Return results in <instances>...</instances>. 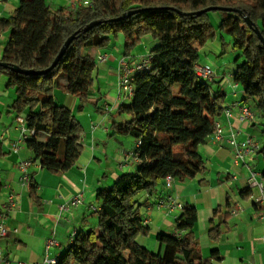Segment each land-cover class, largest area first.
<instances>
[{
  "label": "trees",
  "instance_id": "1",
  "mask_svg": "<svg viewBox=\"0 0 264 264\" xmlns=\"http://www.w3.org/2000/svg\"><path fill=\"white\" fill-rule=\"evenodd\" d=\"M207 8L211 10L204 11ZM131 10L136 12L123 17ZM212 13L219 15L216 29ZM93 21L100 22L87 28ZM255 29L264 39V0H91L89 6L74 11L51 9L46 0H19L9 16L0 17V35L8 32L0 58L6 66H0V76H7L8 87L15 90L11 105L15 116L24 114L27 128L33 131L24 141L27 148L52 174L72 168L82 153L83 133L72 111L54 101V88L86 101L92 96L96 65L88 48H106L122 34L123 54L130 56L143 37L157 41L147 66L132 76L129 102L118 106L117 113L127 114L128 120L118 122L113 116L110 121L112 135L139 141L133 151L137 166L96 192L97 231L77 230L56 264H213L221 260L217 250L202 256L193 231L196 211L187 205L176 217L177 233H157L162 251L148 250L138 242L149 228L139 215L136 197L143 191L152 195L164 186L166 175L184 181L206 171L198 148L213 133L224 96L196 74L195 65L199 48L219 32L230 35L237 53L233 81L242 88L244 99L255 100L253 108L262 119L259 150L264 161V43ZM72 35L51 70L25 74L14 69H47ZM96 110L100 109L96 106ZM28 185L35 200L33 179ZM240 195L249 198L247 189ZM227 214L217 207L213 218L225 219ZM213 218L207 234L216 242L222 230Z\"/></svg>",
  "mask_w": 264,
  "mask_h": 264
},
{
  "label": "crops",
  "instance_id": "2",
  "mask_svg": "<svg viewBox=\"0 0 264 264\" xmlns=\"http://www.w3.org/2000/svg\"><path fill=\"white\" fill-rule=\"evenodd\" d=\"M49 1L55 4L56 8H68V0ZM18 4L19 0H2L0 17L9 16ZM210 20L216 29L219 15L210 14ZM7 39L8 32L0 35V58ZM154 42L150 36L143 37L130 56L123 54L122 34L106 48H91L90 54L94 57L96 65L92 73V96L89 97V102L94 103L95 108L97 106V109H100L99 112L94 110L90 103L86 106L80 103L76 96L54 88V101L70 109L83 127L82 153L67 172L52 174L42 168L26 143L20 140V131L15 125L16 116L11 108L15 90L8 87L7 76H0V206L7 203L10 196L16 201L14 208L4 211V223L10 232L6 237L0 238L7 264L42 262L46 254L48 257H58L70 243L69 235L74 228L97 231V222L93 216L96 213L89 209L90 205H99L95 198L96 192L107 188L121 173L133 171L137 166V161L132 156L136 140L131 136L112 135L110 129L113 116L118 122L129 118L127 114L117 113L118 106L130 100L118 96L119 61L124 57L135 62L137 58L150 53L153 47L150 44ZM220 43H225L231 52H235L231 39L219 32L208 46L202 47L208 58L201 62L202 66L213 70L215 78L211 82L212 87L214 90H220L224 96L223 111L216 121L225 130L238 131L239 139L252 136L261 147V130L259 137L253 132L255 129L259 130L258 126L262 123L258 112L253 108L255 100L244 99L240 85L233 87L234 71L226 72L223 57L216 60L209 58L212 51L218 56L216 47L220 46ZM100 53L108 55L105 62L96 60ZM235 54L237 57L236 52ZM234 65L235 70L237 63ZM60 82H63V79H60ZM236 104H245L255 109L256 120L239 122L235 116L238 112ZM80 105L86 110H78ZM224 109H230L233 116L227 117ZM14 143L18 144L16 151L12 149ZM198 151L205 162L204 174L186 178L184 181L174 179L170 189L161 186L152 195L143 191L136 197L141 204L139 215L149 228L148 235L143 237L144 241L138 242L146 248L152 247L153 252H161L162 246L156 240L157 233L178 232L175 220L179 211L157 209L154 204L160 196H172L195 209L196 222L193 231L199 240L203 257L209 256L212 250H217L221 260H215L213 264H264V206L255 203L260 191L256 186H248V169L242 164L234 163L229 146L214 143L210 136L199 146ZM258 153L262 155L260 150L257 151L250 165L256 172V180L264 186V161L263 156L261 159ZM24 160L31 162L28 175L35 182V200L30 195L28 183L24 184L21 180L18 164ZM258 164L261 165L260 170L256 166ZM242 189H247L249 198L240 195ZM79 191H83L84 203L68 212H60L59 205ZM217 207L221 208L222 215L228 213L227 218H213ZM212 218L214 224L220 223L222 230V237L216 242L210 241L207 234L212 227ZM52 235L58 244L46 252L45 240Z\"/></svg>",
  "mask_w": 264,
  "mask_h": 264
},
{
  "label": "built area",
  "instance_id": "3",
  "mask_svg": "<svg viewBox=\"0 0 264 264\" xmlns=\"http://www.w3.org/2000/svg\"><path fill=\"white\" fill-rule=\"evenodd\" d=\"M2 0H0V3ZM68 8L69 11H74L79 6H89L91 4V0H68ZM108 58L106 53H100L96 57L98 62H105ZM150 59V55L147 54L145 56H141L137 58L135 62H131L127 58H121L119 61V72H118V96L122 98H130L133 92V84H132V76L136 71H139L145 68L148 64ZM195 72L196 74L201 77L202 79L212 82L214 80V72L209 67L201 66L196 64L195 65ZM238 85L235 83L233 85L236 88ZM238 107V112L235 115L236 119L239 122H253L256 120V113L255 111L248 105L245 104H236ZM224 113L227 117L233 116V113L230 109H224ZM15 125L20 131V140L25 141V139L33 134V131L28 129L25 123L24 117L18 115L15 117ZM226 132L228 134H226ZM238 131H234L232 129L225 130L224 127L216 121L214 124L213 133L210 135L212 141L217 144H226L230 147L232 153V159L236 164L244 165L249 172V177L247 178V183L249 187H258L260 194L255 198V203L264 206V198H263V190L264 186L262 182L256 180V172L251 169V161L253 160L254 154L259 151L261 148L259 144L253 139L252 136H246L243 139L238 138ZM139 141H136V145ZM13 150L18 149V144L14 143L12 145ZM133 156V154H132ZM31 164L30 161L24 160L20 161L18 164V169L21 173V180L24 184L29 182V175H28V167ZM174 178L171 175H166L163 179V185L165 188L170 189L173 185ZM84 203V194L83 191H79L75 195L71 196L70 198L66 199L62 204L59 205V210L68 212L72 208L77 207ZM155 208L157 209H164L169 211L178 210L179 212L183 209L184 205L178 199L172 196H160L155 201ZM16 206V201L13 199L12 196L9 197L8 202L0 206V238L6 237L10 229L4 223V211L14 208ZM89 209L92 212H97L99 207L90 205ZM263 218H264V211H263ZM146 224V221H144ZM77 229H73L70 232V240L73 239L74 235L76 234ZM58 243L55 238L52 236L46 238L45 240V251L48 252L50 248L56 246ZM57 259L56 257H48L47 254L44 257L42 262H19V264H56ZM8 260L4 256V252L0 245V264H7Z\"/></svg>",
  "mask_w": 264,
  "mask_h": 264
},
{
  "label": "rangeland",
  "instance_id": "4",
  "mask_svg": "<svg viewBox=\"0 0 264 264\" xmlns=\"http://www.w3.org/2000/svg\"><path fill=\"white\" fill-rule=\"evenodd\" d=\"M66 2V1H65ZM46 3H48V4H51V2L49 1V0H46ZM51 9H55L56 8V5L55 4H51ZM223 34L224 35H226L228 38H230V35L226 32V31H224L223 32ZM231 39V38H230ZM114 42V41H113ZM212 42V40H210V41H208L203 47H205L208 43H211ZM154 45H157V41H155L154 43H151L150 44V46H154ZM208 46V45H207ZM216 48H218V56H215V54H214V52L212 51L211 53H210V57L209 58H211L212 60H216L217 58H220V57H223L222 58V62H223V66H225V70H226V72H233L234 71V59L236 58V54H235V52H231L230 50H229V48H227V45H223V44H221L220 43V46L219 45H217V47ZM87 52L88 53H90L91 52V48H88L87 49ZM206 58H208L206 55H205V52L202 50V47L201 48H199V52H198V61H199V59H200V63H198L199 65H201V62H204V60H206ZM129 59V58H128ZM202 66V65H201ZM213 66V65H212ZM205 67H208V66H205ZM212 70V69H211ZM213 71V70H212ZM104 85V84H103ZM96 96L98 97L99 96V93L97 92L96 93ZM81 103V102H80ZM88 103H90V105L93 107V109L94 110H96V108H95V104L94 103H91V102H89V98L86 100V101H82V104H85L86 106L88 105ZM85 109V107H83L80 111H83ZM79 110V109H78ZM86 110V109H85ZM97 111V110H96ZM20 116H22V117H24V114H22V115H20ZM260 126V127H259ZM258 126V129L259 130H256L255 129V131L253 130V132L255 133V135H258V137H259V131L261 130V127H262V125H259ZM255 140V139H254ZM256 141V140H255ZM260 138H259V143H260ZM261 144V143H260ZM258 155L260 156V158L262 159V155L260 154V153H258ZM253 163H255V160L253 161ZM257 166V168L260 170L261 169V165L260 164H258V165H256ZM255 193V192H254ZM256 194V193H255ZM94 216V218L96 219L95 221L97 222V216L96 215H93ZM143 237H146V236H139L138 237V241H144V238ZM141 244V243H140ZM148 248V250H152L151 248L152 247H147Z\"/></svg>",
  "mask_w": 264,
  "mask_h": 264
},
{
  "label": "water",
  "instance_id": "5",
  "mask_svg": "<svg viewBox=\"0 0 264 264\" xmlns=\"http://www.w3.org/2000/svg\"><path fill=\"white\" fill-rule=\"evenodd\" d=\"M207 10H211V8H207V9H204V11H207ZM136 11L135 10H131V11H128L127 13H125L123 15V17L125 16H128L130 14H133L135 13ZM247 21L249 22V20L247 19ZM100 21H93L91 22L87 28H91L93 27L94 25L98 24ZM256 33L258 34L260 40L264 43V39L263 37L261 36V34L259 33V31L257 29H255ZM73 35L70 36L65 42L64 44L62 45L61 49L59 50L56 58L54 59V61L52 62V64L45 70H40V71H34V70H27V69H21V68H18V67H14L15 70H18L19 72L21 73H25V74H35V73H45L49 70H51L58 62V60L60 59V57L63 55L64 51L66 50V48L69 46V44L71 43V41L73 40ZM0 66H6V64L4 62H1L0 61Z\"/></svg>",
  "mask_w": 264,
  "mask_h": 264
}]
</instances>
